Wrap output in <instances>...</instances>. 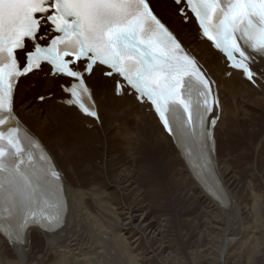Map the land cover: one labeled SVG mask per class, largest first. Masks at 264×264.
Instances as JSON below:
<instances>
[{
  "label": "bare ground",
  "instance_id": "obj_1",
  "mask_svg": "<svg viewBox=\"0 0 264 264\" xmlns=\"http://www.w3.org/2000/svg\"><path fill=\"white\" fill-rule=\"evenodd\" d=\"M148 1L157 17L204 65L214 81L219 99V116L213 129L215 145L212 159L221 192L209 182L207 173L200 170L196 177V172L192 170L191 160H198L195 146H192L193 155L187 158L185 148L174 137L170 138L163 133L146 102L138 104L134 96L127 95V91L120 96L114 95L117 77L104 78L103 69L95 67L93 74L86 78L98 116V122H95L65 105L67 96L63 94L60 85L67 86L68 80L61 76H49V69L42 66L43 70L20 79L14 95V112L24 126L23 130L48 154L62 177L66 218L63 226L55 233L29 229L23 244L9 243L0 235V264H172L171 257L170 260L166 256L163 258L169 250V245L164 242L167 232L163 228L175 224L171 222L174 215L182 219L180 214L175 213L176 208L180 212L182 205L181 212L189 206L196 213L207 217V225L211 224L208 228L213 235H218L221 227L224 228L223 238L218 242L221 251L216 246L220 251L219 264H227L230 258L240 260L253 246L250 254V257L254 255L252 260L258 261L261 257L259 254L264 256V225L263 220L260 221L264 213H261L262 209L264 211V185L261 191L254 192L257 181H262L264 174V130L258 141L250 144L255 152V160H250L249 166L244 165H247L246 170L251 177L245 182V188L242 189V185L233 179L236 175L232 172V156L224 159L217 154V148L223 147L222 132H232V127L228 128V125L239 126L241 129L246 122L255 118H262L264 123V109L256 113L248 109L250 106L242 108L243 105L239 106L238 103L241 99L248 102L253 100L249 104L258 107L263 101L258 97L264 95V79L258 76L255 80L257 86L253 88L238 72L230 71L229 76H226L228 70L221 56L200 38L193 20L189 18L187 24L183 23V18L177 13L180 6L175 5L173 0ZM253 68L257 73L264 71V61L257 58ZM41 96L45 98L38 103L35 99ZM56 112L59 114L56 115ZM257 128H247L250 138L257 136ZM48 129L53 130L50 137ZM226 136L235 139L231 135ZM96 145L99 146V150H96L101 164L99 166L91 158L87 160ZM151 150L155 152L153 159L156 160L155 165L163 180L154 173L151 176L154 168L150 162L153 155ZM138 159L144 163L137 164ZM106 169L113 172V177L110 176L112 172L109 173L112 182H109V177L96 178L103 176ZM152 182L161 190V196H164L161 206H164L163 202L165 205L167 203L168 211L174 213L173 217L169 214L165 218L155 217V212L150 208L155 206L149 202ZM166 189L169 190L168 194ZM243 190L250 191V206L242 203ZM125 199H130L126 207L123 206ZM215 244L218 245L217 241ZM183 245L178 252L184 248ZM207 250L210 251H207L209 255L212 254L210 246ZM190 257L193 256H186ZM209 258L197 262L191 259L188 263H175V260L174 263L207 264Z\"/></svg>",
  "mask_w": 264,
  "mask_h": 264
},
{
  "label": "snow or ice",
  "instance_id": "obj_2",
  "mask_svg": "<svg viewBox=\"0 0 264 264\" xmlns=\"http://www.w3.org/2000/svg\"><path fill=\"white\" fill-rule=\"evenodd\" d=\"M185 20L195 17L203 37L250 82L264 79L253 68L264 61V0H174ZM45 41L41 44L40 41ZM50 65L70 78L64 103L98 119L85 74L97 65L118 76L150 103L163 128L185 148L198 150L201 170L211 169L218 98L212 82L148 0H0V234L23 244L29 229L62 224V177L21 128L14 95L22 77ZM45 97L41 96L43 100ZM219 198V197H218Z\"/></svg>",
  "mask_w": 264,
  "mask_h": 264
},
{
  "label": "rangeland",
  "instance_id": "obj_3",
  "mask_svg": "<svg viewBox=\"0 0 264 264\" xmlns=\"http://www.w3.org/2000/svg\"><path fill=\"white\" fill-rule=\"evenodd\" d=\"M184 24H187V23H184ZM191 29H193V27H192V25H191ZM194 30V29H193ZM184 37V35H182V38ZM204 49V48H203ZM209 61V60H208ZM252 86V85H251ZM264 86V85H263ZM253 88H256V87H254V86H252ZM231 90V89H230ZM254 96H258V94H253ZM257 98V97H256ZM259 99H261V100H263L262 102H261V104H258V107L257 106H255V105H250L249 103H253L254 101L252 100L251 102H248L249 100H245V99H241L238 103H239V106H241V105H243V106H241L242 108L243 107H248V106H250V108H248V109H250V110H254V111H256V113L259 111V110H263L264 109V95L263 96H259L258 97ZM257 98V100H259ZM36 101H37V99H35ZM38 102V101H37ZM39 103V102H38ZM258 108V109H257ZM56 115H58L59 113H55ZM240 115V114H239ZM239 115H237L238 117H239ZM263 116V119H264V115H262ZM261 119V120H260ZM253 121V122H252ZM252 121H250V122H246L242 127H241V129L240 128H238L239 126H236L235 127V125H228V128L229 127H232V132H231V130H230V134H229V131H227L226 133L223 131L222 132V134H221V136L223 137V139H222V142H223V147L221 146V150L219 149V148H217V154L220 156L221 155V157H223L224 159H226V157H231L232 156V160L230 161L231 163H232V172H233V175H236V176H233V179H234V181H237V183H240V185H242L241 186V188L243 189V188H245L246 186V181H249L250 180V174H249V172H248V170H246V166L248 165H250L249 163L251 162V161H254L255 160V158L253 159V157H254V153L255 152H253V149H251L250 148V144L252 145V144H254V143H256L257 141H258V137H260L261 135H262V133H263V130H264V123H263V120H262V118H255L254 120H252ZM255 121H256V123H255ZM259 122V123H258ZM254 123V124H253ZM247 124V125H246ZM258 124V125H257ZM251 125V126H250ZM255 125V126H254ZM248 126V127H247ZM257 128V132H256V135L257 136H254L252 133V135H253V137L252 138H250L249 137V135H248V133H250L249 131H248V129L247 128ZM53 130L52 129H48L47 130V134L49 135L48 137H50V132H52ZM103 132H101V134H102ZM245 133V134H244ZM258 133V134H257ZM226 134L227 135H231L233 138L235 137V139L234 140H231L229 137H227L226 136ZM216 135V134H215ZM244 135V136H243ZM230 139V140H229ZM253 139V140H252ZM231 141V142H230ZM240 141V142H239ZM248 141H249V144H248ZM232 145V146H231ZM245 146H246V148H245ZM264 147V146H263ZM96 148V149H95ZM95 148H94V152H92L91 153V156H89V157H87V160H88V158H89V160H90V158H91V160H92V162L94 161V163H96L95 165H97V166H99V165H101L100 164V162H99V160H98V158H99V155L97 154V151L99 150V146L98 145H96L95 146ZM248 151H247V150ZM97 150V151H96ZM247 152V153H246ZM151 153L153 154L152 155V159H150V162L152 163V164H154V168H153V170H152V174H151V176L153 175V173H154V175L157 177V178H159V176L161 177V179L163 180V176H162V174L161 173H159L160 171L157 169V166L155 165V163H156V160H154L153 159V157L155 158V152L153 151V150H151ZM94 156H96V157H94ZM119 157V156H118ZM251 158V159H250ZM80 159H83L84 160V158L83 157H80ZM85 160H86V158H85ZM251 160V161H250ZM250 161V162H249ZM249 162V163H248ZM60 163V162H59ZM139 163H144V161L142 160V159H138L137 160V164H139ZM157 164H158V166H159V163L157 162ZM237 164V165H236ZM245 164H247L246 166H244ZM60 165H61V163H60ZM234 165V166H233ZM242 165V166H241ZM244 167V169H241V168H243ZM105 168V167H104ZM109 169V168H108ZM106 169L105 170V172H104V175L103 176H96V178H98V179H101V177L102 178H105V179H108V177H109V179L108 180H110L111 178H110V176L111 177H113V172L112 171H109V170H111V169ZM241 171H240V170ZM109 171V172H108ZM240 171V172H239ZM112 172V174H110V176H109V173H111ZM106 173V174H105ZM159 173V174H158ZM263 176V179H264V174L262 175ZM237 177V178H236ZM235 178H236V180H235ZM262 179V181L264 182V180ZM95 180V179H94ZM239 181V182H238ZM261 180H259V181H257V183H258V185H257V183H256V187L258 188H256V187H254V189H255V193H258V191L260 190L261 191V188L263 187L262 185H264V183L262 182ZM109 182H112L111 180L109 181ZM246 182V183H245ZM260 182V183H259ZM236 183V182H235ZM150 188H151V191H152V197L151 198H149V202H150V204L151 205H154L155 207L153 208V207H150L151 208V210L153 211V212H155V217L157 218V219H160V218H165L164 216L165 215H171V217H173V212H172V214H170L171 212L170 211H168L169 210V208H168V205H167V203H166V205H165V203L163 202V204L162 205H164V206H161V203H162V199H163V197L164 196H161V194H160V191L158 190V187L156 186V184L155 183H150ZM264 188V187H263ZM228 189V188H227ZM166 191H167V194H168V191L169 190H167L166 189ZM162 197V198H161ZM241 198H242V203L243 204H245V205H247V206H250L251 205V202H250V191H245V190H243V193H242V195H241ZM159 200L161 201V202H159ZM204 200L205 201H207V198L206 197H204ZM129 201H130V199H125V201L123 202V206H128V204H129ZM158 203V204H157ZM207 203V202H206ZM208 204V203H207ZM209 204H211V203H209ZM212 205V204H211ZM159 208H158V207ZM160 206H161V208H160ZM187 206V205H186ZM156 208V209H155ZM163 208V209H162ZM167 208V209H166ZM191 207H189L188 206V208H185L184 210L186 211H183L184 212V214H185V216H184V214H183V212H181V210L183 209V205H182V208H181V210H180V212H178V210H177V208H176V210H175V213H177V215L178 214H180L179 215V217H181L182 219H178V218H175V215H174V219L172 218L171 219V222H174L175 224H173V223H171L170 224V228L167 226L166 228H163V229H165L164 231H165V233H166V237L167 238H165V236H164V242L165 243H167L168 245H169V250L168 251H166L165 253H164V255H163V258L165 257L166 259L168 258H170L171 259V262H172V264H175V263H186L188 260H191V259H193L192 261H194V262H197L198 260H204V259H206L207 258V260H208V258H209V256L211 257V258H209V260H210V262H208L207 264H219V261H220V256H219V254H220V251H221V244L220 243H218V242H221V240H222V238H223V235H224V233H225V230H224V228L223 227H221L220 225H221V223H220V225H219V228L221 227V229L218 231V235H213V232H212V230H210V228H208L210 225H207V223H208V218L207 217H205L204 215H202L203 217H205V218H207V219H205V218H203L199 213H196L194 210H193V208H191ZM158 209H159V212H158ZM164 210V211H162V210ZM188 209V210H187ZM155 210H157V212L155 211ZM190 210V211H189ZM161 211V212H160ZM192 211V212H191ZM194 211V212H193ZM170 212V213H169ZM262 212H264L263 211V209L261 210V213ZM190 213V214H189ZM163 214V215H162ZM191 214H192V216H191ZM198 214V215H197ZM223 214V213H222ZM162 215V216H161ZM263 217H264V213L263 214H261ZM201 216V217H200ZM261 216V217H262ZM198 219H197V218ZM263 217L261 218V220L260 221H262L263 223V225H264V219H263ZM186 218V219H185ZM177 220L179 221V222H177ZM183 220V221H182ZM208 220V221H207ZM176 221V222H175ZM259 222V221H258ZM182 223V224H181ZM162 224L163 223H161V226H162ZM177 225H179V226H177ZM173 227V228H172ZM264 227V226H263ZM169 228V229H168ZM169 230V231H168ZM179 233V234H178ZM178 234V235H177ZM165 235V234H164ZM179 235H180V237H179ZM186 235V236H185ZM215 236V237H214ZM214 237V239H212ZM186 238V239H185ZM210 239H212V240H210ZM31 240V237L29 238V241ZM177 240V241H176ZM214 240H215V242L217 241V244L218 245H216L215 244V242H214ZM167 241V242H166ZM179 241V242H178ZM183 242L182 244H181V242ZM210 241V242H209ZM177 242V243H176ZM202 242V243H201ZM206 242V243H205ZM209 242V243H208ZM213 242V243H212ZM180 243V244H179ZM205 245H204V244ZM211 243V245H209ZM179 244V245H178ZM184 244V245H183ZM206 244H207V246H206ZM165 245V244H164ZM170 245H171V247H170ZM182 245H183V247L184 248H181L180 249V251L178 252V250H179V248L180 247H182ZM212 245H214L213 247H212ZM220 245V246H219ZM175 248H174V247ZM177 246V247H176ZM201 246V247H200ZM205 246V247H204ZM209 246L211 247V251H212V254H215L216 256H218V257H216L215 255H212V254H208V252H210L209 250H207L208 248H209ZM218 247V249L220 250H218L217 249V247ZM173 247V248H172ZM199 247H200V249H199ZM206 247H208V248H206ZM216 247V248H215ZM171 248V249H170ZM178 248V249H177ZM212 248H214V249H212ZM221 248V249H220ZM253 248H254V246H253ZM253 248H251L248 252H246V254H244L242 257H241V259L240 260H236L235 258L234 259H232V258H230L229 260H228V263L227 264H264V256L262 257V255L261 254H259L261 257H260V259L258 260L259 261V263H258V261H254V260H252V258H253V256H251L250 257V254L252 253V251H253ZM204 250V251H202V250ZM206 249V250H205ZM185 250V251H184ZM200 250V251H199ZM218 250V251H217ZM258 249H256V251L255 252H257L258 253V251L260 252V248H259V250L257 251ZM197 251H199V252H197ZM208 251V252H207ZM213 251H214V253H213ZM176 252H177V255H176ZM180 252H182V253H180ZM186 252H188L187 254H185ZM192 252L194 253L193 255H192ZM202 252H203V254H202ZM206 254H205V253ZM217 252V253H216ZM171 253V254H170ZM184 254V255H181L180 256V254ZM189 253H191V255H189ZM197 253V254H196ZM166 254V255H165ZM170 256H169V255ZM209 256H208V255ZM218 254V255H217ZM174 255H176V256H178V258L175 256V257H173ZM188 255V256H193V257H190V259L189 258H186V256ZM196 257H195V256ZM199 255H202V256H199ZM206 256V257H204V256ZM199 256V257H198ZM208 256V257H207ZM181 257V258H180ZM185 257V258H184ZM215 257V258H214ZM179 258H180V261H179ZM169 259V260H170ZM186 261H185V260ZM213 259H215L214 261H213ZM175 260H177V262L175 261ZM174 261H175V263H174ZM183 261V262H182ZM262 261V262H261ZM188 262H190V261H188ZM187 262V263H188ZM226 262V261H225Z\"/></svg>",
  "mask_w": 264,
  "mask_h": 264
}]
</instances>
